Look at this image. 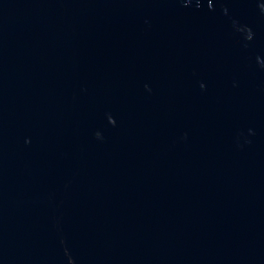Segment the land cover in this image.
<instances>
[{
	"label": "water",
	"instance_id": "obj_1",
	"mask_svg": "<svg viewBox=\"0 0 264 264\" xmlns=\"http://www.w3.org/2000/svg\"><path fill=\"white\" fill-rule=\"evenodd\" d=\"M0 264H264V0H0Z\"/></svg>",
	"mask_w": 264,
	"mask_h": 264
}]
</instances>
